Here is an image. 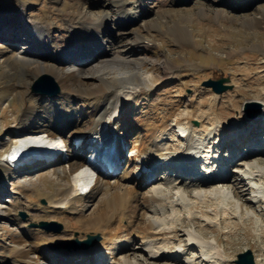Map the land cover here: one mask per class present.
Segmentation results:
<instances>
[{
	"label": "rangeland",
	"instance_id": "374dc122",
	"mask_svg": "<svg viewBox=\"0 0 264 264\" xmlns=\"http://www.w3.org/2000/svg\"><path fill=\"white\" fill-rule=\"evenodd\" d=\"M53 1L0 0V8L6 9L4 13L8 11L9 14H12V18L24 10L27 17L45 23L49 28L50 36L59 46L65 44L68 37L66 33L68 22L64 11L78 9L83 13L87 12V15L89 14L93 18L97 14H104L113 9L109 0H100L96 3L98 5H93V8L87 7L84 0L76 1V5L68 0ZM169 1L171 0H144V16L141 21L128 20L123 24H126L125 29H121L116 24L117 17L115 19L114 16H111L106 22V25L111 29L102 35L106 49L122 53H127L126 45L135 33L139 34L140 32L142 36L151 39L153 43L147 52L137 56L145 59H143L142 72L147 85L152 88L148 99L151 110L149 109L148 112L153 115L159 113L163 121L161 136L156 141L162 154L160 157L174 158L177 156L178 149L184 145L175 134V120L180 123L190 120L191 137L200 142L199 148L204 150L213 148V151L216 152L221 148L225 153L231 151L235 157V150L230 148V144L235 141V136L229 137V135H236V133L247 145L255 140L257 147H261L263 150H259L252 158L241 160L240 163L236 157L230 158V176L228 175V178L223 180L220 179L221 181L204 183L187 176L182 178V182L175 183L174 177L169 178L170 170H163L162 173H156V179L145 184L141 189L139 188L145 197L151 192L152 187L162 186L163 188L160 205L155 206L152 202L149 203L150 201L146 202L149 209H145L143 213L146 221L157 223V228L164 231L161 249L165 251L166 258L157 263L235 264L237 253L244 249H250L254 263L264 264V19L256 26H250L244 21L247 17L253 15L258 17L264 13V0L259 3L255 1L252 7L241 5L239 9L223 5L222 8L228 11L230 18L220 21L218 26L215 25L216 22L215 24L207 23L198 17V13H201L200 10L208 15L210 11L218 9L213 0H180L175 5H170ZM158 9H164L161 22L156 23L155 27L149 28L147 31L145 28V30L142 29L141 24L155 22V11ZM2 13L3 11L0 9V20H3L7 15L5 13L3 16ZM15 20L18 22L17 18L13 19V21ZM176 24L190 30L197 45L191 44L182 47L174 42L171 29ZM10 28H6L4 23H0V52L3 49L11 48L17 53H22L26 43L24 38L13 43L5 40L11 36L8 35ZM116 32L119 34L118 39H115ZM84 33L82 32L83 35ZM11 34L16 36L13 32ZM231 49L235 50L231 51ZM103 62L93 63V67L96 68L95 73H113L117 70L115 63ZM94 70L91 68L88 69V72H94ZM19 71L21 73L25 69L15 66L8 71H3L0 68V252L4 250L5 253H10L19 247L21 241L24 240L23 229L29 230L33 239L36 238L35 241L45 242V247H50L49 249L81 248L83 247L81 243L87 239V234L90 233L73 230L74 228L67 225L71 220L66 217L62 220L63 216L60 217L61 215L58 216L59 214L55 210H51L48 201L51 199V195H55L60 190L71 188V186L79 188L86 185L84 188H91V191L84 198L83 204L86 208L79 214L83 216L91 214L95 210L94 207L105 199V193L94 188L92 174L82 169V172L86 173L85 178L76 179L75 174L68 172V164L62 160L67 156L64 151L57 155L55 161L38 162L29 169L25 167L7 172L3 166V152L11 148L13 141L18 140L12 137L11 126L18 119L21 107L26 104H38L34 97L36 94L46 95L57 104L64 101L61 93L62 88L52 76L59 90L56 95L50 96L44 92L33 90L35 80L43 74L32 77L24 72L25 76H23ZM220 77H226L227 80L224 83L229 85V88L220 93L214 92L203 84V81L207 79L215 80ZM20 83H25V85H18L20 89L17 88L18 86L15 87ZM36 86L45 88V85L42 84H36ZM13 90L22 91L25 94V99L21 98V100ZM246 99L261 103L252 106L250 114H255L259 106L262 119L256 120L243 116L241 106ZM145 105L147 106V101H140L135 112L142 111L146 107ZM75 106L76 104H74L75 114L81 119L82 113L87 110V107ZM37 112L35 117L28 120L27 124L25 123L23 133L29 140L36 138L43 142V134L38 132L37 128L45 125L47 119L41 114L39 108ZM252 120L257 121L253 128L250 127L251 125H243V123H250ZM229 123H232L234 127L226 128ZM246 129H248L246 133L242 132ZM30 135L33 136L30 137ZM136 135V133H131L128 136L127 158L131 157V147ZM215 135H220L218 138L220 142H215L212 145L213 138L215 137L214 139L217 140ZM46 140L44 139L45 142H47ZM51 145L60 147L62 141L52 142ZM53 150V147L48 145V151ZM57 158L60 160V166L65 168L66 176H58L54 173L52 166L58 162ZM259 159L263 161L259 163ZM122 167L120 166L114 171L115 178L123 177ZM255 170H258L256 173L258 176L251 174V171ZM163 174L165 175L163 176ZM235 183L244 184V187L238 186L237 195H233L231 191V185ZM176 188L184 191L189 202L187 208L173 205L171 191ZM198 191L206 193L207 196L211 192L212 194L213 192H222L225 194V199L198 201L193 196V193ZM30 194L32 196L34 194L36 200ZM118 194L122 196L120 193ZM28 200H33L38 205L30 203L31 201ZM78 204L76 202L75 205ZM77 212L72 213L74 221H78L73 225H78L80 221ZM12 215H15L16 219L11 217ZM115 216L114 225L118 219L117 215ZM41 223H47V226H41ZM71 230L73 231L71 232ZM193 234L194 238H201L206 244H215L214 252L218 254L214 256L216 258L208 257L207 263L202 260L201 248H191L187 243L189 235L193 237ZM64 242H70V244L66 245ZM145 250L139 242L133 241L131 238H122L118 244L105 249V254L102 255L104 258L99 261V264H111L109 263L111 255L116 257H114L115 260L124 259L139 264H154L145 254L147 251ZM179 257L180 259H178ZM42 264L57 263L53 259H46Z\"/></svg>",
	"mask_w": 264,
	"mask_h": 264
},
{
	"label": "bare ground",
	"instance_id": "6f19581e",
	"mask_svg": "<svg viewBox=\"0 0 264 264\" xmlns=\"http://www.w3.org/2000/svg\"><path fill=\"white\" fill-rule=\"evenodd\" d=\"M68 1H72V3L76 5V1L78 0ZM84 1L82 2L87 5V7L93 8V5L100 0ZM179 1L180 0H171L169 2L170 5H175V3ZM213 1L218 6V9L210 11L208 15L200 10L201 13H198V17L207 23L215 24L216 22L215 25L218 26L220 21H225L230 18L228 11L222 8L223 5H229L239 9L241 5H244V7H252L255 1L259 3L262 0ZM109 3L113 8L111 11H107L104 14H97L93 18L90 17L89 14L87 15V12L83 13L82 10L80 11L78 9H73V11L68 12L64 11V15L68 22L66 31L68 37L65 44L60 46L54 38L50 36L47 25L27 17L24 10H22L21 13H17L14 18H12V14H9L7 11L5 13L8 16L5 15V18L0 20V23H4L6 28L12 27L8 32V35L11 36L7 37L5 39L6 41L13 43L19 41L21 38L27 40L25 47L22 49V53H17L11 48H2L3 50L0 52V68L3 71H8L17 66L21 69H25L24 72L32 77H36L40 74H48L52 76L56 83L62 88L61 93L64 97V101L57 104L46 95L36 94L34 97L38 104H24L25 106L21 107V112L18 114L19 117L16 119L17 122L15 121L11 126L13 130L12 136L18 139L15 143L22 139L26 147L28 146L30 149L48 150L49 145V147H53L54 150H58L59 147H56V145L54 147L51 144L52 142L61 140L67 148L68 158L64 160V162L68 164V172L73 175L75 174L76 179L81 180L85 178L86 174L80 169L82 163L79 157L80 151L71 149L70 147L72 146L70 138H72L74 133L86 131L89 134L92 133V136H96L107 131H113L112 133H116L118 138H126L127 142L128 136L131 133L137 134L133 142L134 144L131 147L132 155L121 168V174L124 178L118 179L111 174L110 177L102 175L95 180L94 188H96L97 191H103L105 193V199L94 207L95 210H93L91 214L85 216L79 214L86 208L83 202L84 198L90 193L91 188L88 189L87 193H84V190L81 191V187L71 186V188L60 190L55 195H51V199L48 201L51 210H55V212L59 214L58 216H63L62 220L65 217L71 220L67 225L72 229L74 228L73 230L90 233L87 235L96 234L99 238L96 242L88 247L77 249L56 248V250H54L49 249L50 247H45V242L42 240L35 241L34 239L36 238L33 239V235L29 230L23 229L22 236L24 240L21 241L19 247L13 249L10 253H5V251L2 250V252H0V264H42L46 259H53L57 264H99L101 258H104L102 255L105 254V249H109L114 244H118L122 238H131V240L142 244L143 250H147H145V254L154 264H158L157 262L159 260L166 258L165 251L161 249L164 231L157 228V223L146 221L143 214L144 210L149 207L146 205V202L148 203L150 201L149 203L152 202L155 206L160 205L161 191L163 188L162 186H156V188L152 187L151 192H149L150 194L148 193V196L145 197L142 191L140 192L141 187L145 184H143L141 178L136 179L130 172V167L137 169V160L141 159L143 155L146 156H144L145 159H141L143 160L142 162H145L144 160H149L152 163L155 162V158H160L162 155L156 143L163 130L162 117L159 116V113L155 112L156 114L153 115L148 112L149 109L151 110L148 99L152 93V88L147 85L142 72V65L145 59L143 58V60L137 56L140 53L147 52L153 43L151 39L142 36L137 30L139 34L135 33L133 37L131 36L132 38L129 39L126 45L127 53H122L112 49H106L102 38V35L111 29L106 25V22L111 16H114L115 19L117 17L116 24H118L121 29H125L126 24H123L127 23L128 20H133L134 22L141 21L144 16V0H109ZM0 9L3 11L2 14L4 16V10L6 9ZM163 12L164 9H158L155 11V22L143 23L140 27L142 26V29L145 28V31L155 27L156 23L159 24L161 22L160 20L164 15ZM16 18L20 23L16 20L13 21V19ZM263 19L264 13L260 14V16L258 15V17L255 15L247 17L244 21L250 26H256L259 25ZM12 32L16 35L15 37L12 36ZM82 32H85V37H82L84 36ZM171 33L174 42L178 43L179 46L197 45L192 32L185 26L176 24V26L171 29ZM118 36L119 34L116 32L115 39H118ZM234 50L235 49H231V51ZM81 56L90 57V61L80 58ZM107 56L110 58H106ZM101 62L115 63V68L117 70L113 73H95L96 68L93 67V63ZM91 68L95 70L89 73L88 69ZM24 72L20 73L19 71L21 75L25 76ZM18 85H25V83L17 84L15 87ZM17 88L20 89V86ZM13 91L16 95H19L20 99H25V94L22 91ZM143 100L147 101V106L145 105L146 107H144L142 111L139 110V112H135L137 111L140 101ZM74 104H76V106L87 107V110L85 112L83 111L81 119L75 114ZM38 108L41 110V114H43L44 118L47 119V123H45V125L41 124L42 126L40 127L38 126L37 131L43 135L47 134V146L42 145L44 143L39 139L33 137V139H27L23 133L25 123L36 116ZM189 121L190 120H187L185 123H180L175 120L176 130H179L181 134H184L186 131L183 141L186 149L182 150L179 148V151H177V153H179L178 160L182 159L183 156H186L188 161L191 160L192 156L189 154L191 153L190 149L196 148V145L200 144V142L191 137V123ZM256 123L257 121L252 120L250 123H243V125H251L250 127L253 128ZM232 126L233 124L229 123L226 125V128ZM247 130L248 129L242 130V132L246 133ZM20 132L21 134H19ZM258 134L261 133L258 132ZM179 135L180 134H177L176 136L179 137ZM31 136L33 135H30V137ZM233 136H235L234 144L241 140L240 135L237 133L236 135H229V137ZM219 137L220 135L216 136L217 140L214 139L215 137L213 138L212 145L215 142H220L218 139ZM255 142L254 140L245 147L246 151L252 149L256 151L250 153L246 157H241L238 160L239 163L241 160H246L249 157L252 158L259 150H263L261 147H257ZM234 144H230L233 149L235 147ZM21 150L22 147L13 145L11 156L15 152ZM203 150L204 149L198 150L197 152L199 159L205 158L207 160L210 157H218V160H222L220 154L212 156L209 153V149L205 150L206 153H201ZM233 157L231 151L225 153L223 161L226 163V166L230 163L228 159H234L235 157ZM163 158L164 160L167 159L166 156H163ZM11 161L12 160H7V155L4 156L2 163L7 172H12L14 170L12 166L13 162ZM57 161L58 162L54 163V165L51 164L53 165L52 169L54 173L58 176H66V170L64 167L60 166L59 158H57ZM260 161L263 160L259 159V163H261ZM38 162L42 163V161H36L34 164L29 165L28 168L34 166ZM44 162L45 161H43V163ZM162 164H165V162H162ZM226 166L223 165L222 169H226ZM212 170L214 172L212 180L221 181L217 176L219 170H214L211 167L209 171L211 172ZM257 172L258 170L251 171V174L258 176V174H256ZM164 175L165 174H163V176ZM228 175L230 176V174ZM228 175L224 176L223 179L228 178ZM184 177H181V174H179L175 179V183L177 181L182 182V178ZM179 178H181V180H179ZM84 186L86 185H82V188ZM238 186L244 187V184L235 183L231 185L233 195H237L236 192L239 190ZM171 195L173 197L174 206L180 205L187 208L189 202L182 189H172ZM193 196L198 201L225 199V194L222 192H213V194L211 192L210 195L207 196L206 193L204 194L198 191L194 192ZM31 197L34 198V194L33 196L31 195ZM34 200L36 199L34 198ZM28 201H31L30 203L35 202L33 200ZM76 202L79 204L75 205ZM174 206L171 205V207L175 209ZM76 211H78L77 216L80 218V221L78 225H73V223L78 222L77 220L74 221V216L72 217V213ZM49 212L53 213L52 211ZM115 215H117L118 218L116 225L113 224L115 221L114 217H116ZM11 217H15V215ZM188 217H190V215H188ZM73 230H71V232ZM190 235L187 243L191 248H201L202 260H207L208 257L210 258L218 255L214 252L215 244H206L201 238H194V234L193 237H190ZM203 239L205 240V238ZM147 247L150 248V250H148ZM114 257V255L109 256V263L122 264L123 261V264H139L138 262H131L130 260H115ZM178 259H180V257Z\"/></svg>",
	"mask_w": 264,
	"mask_h": 264
},
{
	"label": "water",
	"instance_id": "95a60500",
	"mask_svg": "<svg viewBox=\"0 0 264 264\" xmlns=\"http://www.w3.org/2000/svg\"><path fill=\"white\" fill-rule=\"evenodd\" d=\"M226 80H227L226 77H220L215 80L207 79L203 81V84L205 86H210L214 92L220 93L226 90L227 88H229V85L224 84V81ZM36 84L45 85V88H37ZM33 90L44 92L49 95H56L59 89H58V86L53 81L51 76L43 74L35 80V83L33 85ZM258 103L261 104L260 102L255 101V100L246 99L245 101H243L242 106H241L242 114H244L243 116L245 118H255L256 120L261 118L262 113H261V109L259 110V106L255 114L253 115L250 114L251 107L254 105H258ZM41 226H47V223H41ZM97 239H98L97 236L92 237L91 235H88L87 239L84 240L81 244L83 245V247H87L88 245L94 243ZM64 243L66 245L70 244V242H64ZM73 243L75 242L73 241ZM234 262L235 264H255L253 254L250 251V249H244L243 251L237 253L236 259L234 260Z\"/></svg>",
	"mask_w": 264,
	"mask_h": 264
}]
</instances>
